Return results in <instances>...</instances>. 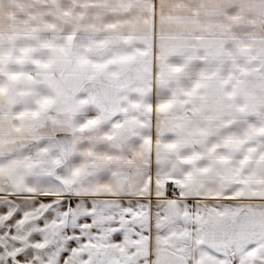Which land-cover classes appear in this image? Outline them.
Instances as JSON below:
<instances>
[{
    "label": "snow or ice",
    "instance_id": "snow-or-ice-1",
    "mask_svg": "<svg viewBox=\"0 0 264 264\" xmlns=\"http://www.w3.org/2000/svg\"><path fill=\"white\" fill-rule=\"evenodd\" d=\"M0 264H264V0H0Z\"/></svg>",
    "mask_w": 264,
    "mask_h": 264
}]
</instances>
